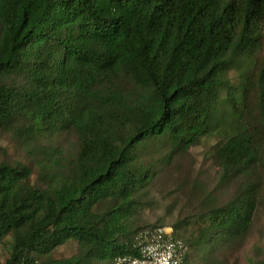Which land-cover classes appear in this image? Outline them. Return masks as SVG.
<instances>
[{
    "label": "trees",
    "instance_id": "trees-1",
    "mask_svg": "<svg viewBox=\"0 0 264 264\" xmlns=\"http://www.w3.org/2000/svg\"><path fill=\"white\" fill-rule=\"evenodd\" d=\"M240 62L223 97L221 73ZM0 133L28 158L0 161L4 264L138 255L142 191L203 138H223V178L249 183L197 233L174 234L186 264L241 239L264 167V0H0Z\"/></svg>",
    "mask_w": 264,
    "mask_h": 264
},
{
    "label": "rangeland",
    "instance_id": "rangeland-1",
    "mask_svg": "<svg viewBox=\"0 0 264 264\" xmlns=\"http://www.w3.org/2000/svg\"><path fill=\"white\" fill-rule=\"evenodd\" d=\"M242 72L244 63L241 62L238 68L222 71L223 97L227 89L240 84ZM217 141H223V138H203L188 152L168 163H160L157 176L142 191L136 215L138 227L169 226L175 229L174 225L179 223L178 234L186 238L197 233L207 221L211 204L224 206L244 190L249 183L245 176L222 177V169L214 155ZM7 158L28 162L19 139L0 133V161ZM258 192L260 202L247 234L236 241L221 242L211 253H193L188 264H253L264 257V167ZM75 252L76 244L70 242L58 248L55 257H69ZM7 257V247L0 245V264H4Z\"/></svg>",
    "mask_w": 264,
    "mask_h": 264
},
{
    "label": "built area",
    "instance_id": "built-area-1",
    "mask_svg": "<svg viewBox=\"0 0 264 264\" xmlns=\"http://www.w3.org/2000/svg\"><path fill=\"white\" fill-rule=\"evenodd\" d=\"M138 255L115 258V264H186L187 242L174 234L169 226H152L142 229L135 240Z\"/></svg>",
    "mask_w": 264,
    "mask_h": 264
}]
</instances>
